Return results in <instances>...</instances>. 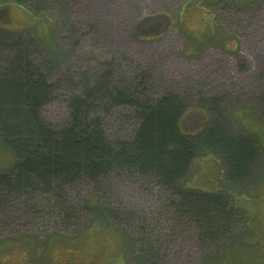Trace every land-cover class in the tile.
Instances as JSON below:
<instances>
[{
	"label": "rangeland",
	"instance_id": "rangeland-1",
	"mask_svg": "<svg viewBox=\"0 0 264 264\" xmlns=\"http://www.w3.org/2000/svg\"><path fill=\"white\" fill-rule=\"evenodd\" d=\"M65 1L71 25L61 26L53 36L62 52L54 75L61 84L42 109L46 122L59 126L66 121L82 75L93 81L106 70L127 79L141 73L147 76V94L154 101L165 93L220 99L228 126L252 137L264 158V0ZM55 19L53 10L33 14L0 3V28L23 32L44 45H51ZM208 120L206 109L193 101L180 128L197 131ZM116 129L113 126L109 133ZM128 130L124 126L119 135ZM12 163V154L0 145V170ZM263 166L264 161L260 169ZM185 181L186 187L204 192L227 187L243 219L236 234L219 244L225 247L218 248L219 254L216 246H201L194 229H177L178 234L167 237L170 242L159 252L157 264H264V175L251 186L229 187L217 159L206 153L193 161ZM144 187L117 183L111 202L143 213L144 225L152 224L155 230L148 229L145 239L157 245V230L166 227L161 207L165 201ZM93 189L85 182L71 196L81 205ZM25 205L22 198L11 196L0 210V264H138L134 259L143 244L127 249L120 230L91 222L83 212L82 226L66 230L54 219L33 220Z\"/></svg>",
	"mask_w": 264,
	"mask_h": 264
},
{
	"label": "trees",
	"instance_id": "trees-1",
	"mask_svg": "<svg viewBox=\"0 0 264 264\" xmlns=\"http://www.w3.org/2000/svg\"><path fill=\"white\" fill-rule=\"evenodd\" d=\"M0 3L18 5L33 14L53 10L57 17L51 45L0 28V145L13 157L12 165L0 170V210L11 196L20 197L33 220L54 219L66 230L80 228V213H87L91 222L120 230L127 249L143 244L134 259L138 264H157L159 252L177 229H194L201 246L206 243L224 249L219 244L236 234L243 216L230 202L227 187L216 192L186 187L191 164L206 153L212 154L222 167L227 186L241 187L261 179L264 158L252 137L237 134L228 126L221 100L165 93L154 101L147 94L146 75L118 78L106 70L93 81L82 75L66 121L53 126L43 119L42 109L61 84L54 75L62 52L53 36L61 26L71 25L67 2ZM193 101L206 109L209 120L200 130L184 132L180 120ZM113 126L117 129L109 133ZM124 126L128 132L119 135ZM85 182L94 189L80 205L71 192ZM124 182H136L140 188L145 185L165 201L161 207L166 227L159 226L157 245L145 239L148 229L155 230L152 224L144 225L147 218L143 213L111 202L113 187Z\"/></svg>",
	"mask_w": 264,
	"mask_h": 264
}]
</instances>
